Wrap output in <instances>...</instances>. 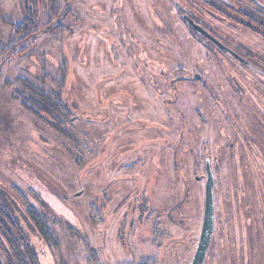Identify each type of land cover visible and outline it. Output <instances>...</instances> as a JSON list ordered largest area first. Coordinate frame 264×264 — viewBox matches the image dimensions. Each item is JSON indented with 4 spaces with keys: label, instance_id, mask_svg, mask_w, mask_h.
I'll use <instances>...</instances> for the list:
<instances>
[{
    "label": "rangeland",
    "instance_id": "obj_1",
    "mask_svg": "<svg viewBox=\"0 0 264 264\" xmlns=\"http://www.w3.org/2000/svg\"><path fill=\"white\" fill-rule=\"evenodd\" d=\"M175 1L264 73V0H60L49 25L47 0H0V200L39 264H191L207 164L203 264H264V74L191 32ZM30 8L39 29L10 51L11 25ZM17 78L60 91L66 123L27 110Z\"/></svg>",
    "mask_w": 264,
    "mask_h": 264
},
{
    "label": "trees",
    "instance_id": "obj_2",
    "mask_svg": "<svg viewBox=\"0 0 264 264\" xmlns=\"http://www.w3.org/2000/svg\"><path fill=\"white\" fill-rule=\"evenodd\" d=\"M59 2L60 0H47L48 25L51 24L53 17H58L59 15ZM25 11L28 13L27 18L22 19L15 25H11L14 35L11 40L15 41L8 49L10 51H13L22 41L33 38L39 29V23L34 12L32 10L29 11V9H25ZM260 21L264 24V18L260 19ZM53 29L60 32L58 26ZM24 51L25 48L19 52ZM1 52L2 50H0ZM62 77L64 80V75ZM17 81L24 86V90H27L26 95H23L24 93L22 92L20 93L23 96L21 103L27 110L31 111L39 120H44L42 115H45V117L51 118L57 124H62L63 121L66 123L69 112L67 105L61 100L60 91H45L42 88L35 87L28 79L17 78ZM257 177L260 178L259 185L264 191L263 167L258 169ZM19 198L22 199L23 205L26 207L25 218L30 221L45 244L55 247L56 240L44 213L30 204L28 199L21 193H19ZM17 221L13 212L8 208L7 203L3 199L2 201L0 200V264H39L35 248L28 243L27 237L24 236ZM139 264L155 263L153 261H144Z\"/></svg>",
    "mask_w": 264,
    "mask_h": 264
},
{
    "label": "water",
    "instance_id": "obj_3",
    "mask_svg": "<svg viewBox=\"0 0 264 264\" xmlns=\"http://www.w3.org/2000/svg\"><path fill=\"white\" fill-rule=\"evenodd\" d=\"M187 25H189L197 34L210 36L199 25L194 24L193 20L189 17H184ZM222 49L233 54L230 50L222 46L219 42L215 41ZM195 79H200L195 76ZM214 178L209 165H206V181L204 187V210L202 217L201 230L197 242V246L193 255L191 264H203L207 250L210 246L211 237L214 228V197H213Z\"/></svg>",
    "mask_w": 264,
    "mask_h": 264
},
{
    "label": "flooded vegetation",
    "instance_id": "obj_4",
    "mask_svg": "<svg viewBox=\"0 0 264 264\" xmlns=\"http://www.w3.org/2000/svg\"><path fill=\"white\" fill-rule=\"evenodd\" d=\"M207 1V0H206ZM219 1H223V0H219ZM249 2H252L253 4L255 3V1H253V0H248ZM228 3V2H227ZM173 6H174V8H175V10L178 12V14L180 15V18H181V20L186 24V22H185V20H184V17H189L190 19H192L193 20V18H192V14H190V12L187 10V7H181L176 1L175 2H173ZM259 6V5H258ZM259 8H262V11L264 12V7H261V6H259ZM260 11V10H259ZM261 11V12H262ZM253 12V11H252ZM255 12V11H254ZM250 16L252 17L253 16V14H250ZM194 21V20H193ZM195 22V21H194ZM196 23V22H195ZM196 24H198V25H200L199 23H196ZM189 28H190V30H191V32H193V30H192V28L189 26V25H187ZM203 28V27H202ZM194 33V32H193ZM148 34H150L151 35V37H150V39H148V40H151L154 36H153V33H148ZM125 35L127 36V39L128 40H130V41H133V37L131 36V35H133L132 33H129V32H125ZM159 35H160V33H159ZM202 36H204V38L207 40V41H209L210 43H212L215 47H217V49H219L220 51H222V52H224V53H226V54H230V55H232V56H234L235 57V59L237 60V61H239V62H241L243 65H245V66H247V67H249L254 73H258V74H261V75H263L264 73H262L260 70H258V69H256L255 67H254V65H251V63H249V61H247L246 59H243L240 55H237L236 53L233 55V54H231V53H229L228 51H225L224 49H222L216 42H214V39H212L211 38V36H210V38L208 37V36H205V35H202ZM213 37V36H212ZM133 38V39H132ZM137 40V39H136ZM155 41V40H154ZM156 42V41H155ZM128 43L129 42H123V46H125V45H127V46H129V47H131L130 45H128ZM131 43V42H130ZM135 45H138V44H136V43H134ZM221 44V43H220ZM222 46H223V44H221ZM139 46H142V43L141 44H139ZM204 46L207 48L208 47V45L207 44H205L204 43ZM143 47V46H142Z\"/></svg>",
    "mask_w": 264,
    "mask_h": 264
}]
</instances>
